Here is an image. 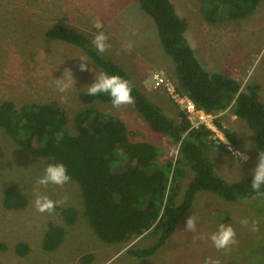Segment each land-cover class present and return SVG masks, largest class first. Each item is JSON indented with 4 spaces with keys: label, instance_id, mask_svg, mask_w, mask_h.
<instances>
[{
    "label": "rangeland",
    "instance_id": "obj_1",
    "mask_svg": "<svg viewBox=\"0 0 264 264\" xmlns=\"http://www.w3.org/2000/svg\"><path fill=\"white\" fill-rule=\"evenodd\" d=\"M171 1L186 20V38L203 65L236 79L242 89L250 83L258 84L259 99L264 102V0L245 17L216 22L202 16L200 0ZM55 23L82 32L93 47L94 35L104 32L111 47L103 54L120 64L136 87L165 115L180 120L183 112L179 106L164 88L153 86L154 71H162L175 85L177 79L156 26L138 0H0V101L11 100L16 107L24 103L56 104L66 116L68 131L77 133L74 117L87 105L79 93L87 91L101 70L79 47L46 36L47 29ZM129 41L133 43L131 50L125 46ZM80 59L89 63L87 70L79 69ZM65 69L71 70L75 83L63 76ZM58 78L69 84L63 93L57 90ZM91 105L121 120L132 140L154 144L159 150L157 163L164 159L175 161L178 143L153 131L132 105L114 108L111 102L100 101ZM214 113L216 120L233 134L234 146L248 157L240 159L208 140L206 152L216 173L228 181L253 175L259 151L251 130L229 108ZM49 164L50 159L32 156L0 126V264H204L206 258L219 264L264 261V198L254 195L228 201L207 191L198 192L166 243L153 255L135 257L126 249L149 246L155 235L147 232L123 243L102 242L88 223L81 190L74 180L63 186L39 187V194L53 201L67 197L58 207L75 208L74 222L67 223L58 212L36 211L35 182ZM190 176L188 170L181 180L179 197ZM9 187L26 197L24 208L3 206V195ZM194 214L198 217L196 231H186V220ZM245 218L250 221L248 226L240 223ZM252 220L258 222L256 232L250 230ZM221 223L235 229L238 243L217 250L209 237ZM50 224L61 226L64 235L55 249L45 250L42 240ZM19 243L26 245V253L17 252Z\"/></svg>",
    "mask_w": 264,
    "mask_h": 264
},
{
    "label": "trees",
    "instance_id": "obj_2",
    "mask_svg": "<svg viewBox=\"0 0 264 264\" xmlns=\"http://www.w3.org/2000/svg\"><path fill=\"white\" fill-rule=\"evenodd\" d=\"M200 1L202 16L216 22L245 17L260 0ZM138 3L152 18L161 47L174 63L177 88L207 112L229 108L249 127L257 150H264V102L259 99V85L250 83L242 89L236 79L205 67L186 38V20L171 0ZM46 36L79 47L101 71L129 80L135 99L132 106L137 113L153 131L178 143L174 162L164 159L157 163L159 150L154 144L132 140L121 120L91 105L96 101L111 102L107 93H79L87 105L74 117L76 134L68 131L66 116L56 104L24 103L16 107L11 100L0 101V126L7 134L32 156L66 166L71 180L79 184L88 223L102 242L123 243L151 232L155 235L151 245L126 249L135 257L150 256L166 243L198 192L207 191L228 201L256 195L250 186L252 175L228 181L216 173L206 152L210 144L208 129L190 128L183 114L178 121L165 115L136 87L120 64L90 45L85 34L55 23L47 29ZM225 133L235 142L229 130L225 129ZM188 170L191 176L179 197L181 180ZM26 205V197L17 190H5V208L22 209ZM55 212L62 214L69 224L77 216L73 207H57ZM63 235L61 226L50 224L43 236V248L55 249ZM16 249L19 254L27 252L23 243L17 244Z\"/></svg>",
    "mask_w": 264,
    "mask_h": 264
},
{
    "label": "clouds",
    "instance_id": "obj_3",
    "mask_svg": "<svg viewBox=\"0 0 264 264\" xmlns=\"http://www.w3.org/2000/svg\"><path fill=\"white\" fill-rule=\"evenodd\" d=\"M99 27V25H97ZM109 37L102 31L97 32L92 40V44L99 53H104L107 51L111 45L108 43ZM129 50L133 48V43L129 41L125 45ZM79 69L81 71L87 70V60L80 59ZM63 76H66L70 81H74L70 69H65ZM57 90L63 93L69 84L65 80L57 79ZM133 85L132 83L120 77L119 75H109L104 71H100L99 75H95L94 83L87 86V94L90 96H97L98 94L107 93L110 96L112 106L114 108H120L122 105H134L135 99L132 96ZM63 99V98H62ZM222 144L227 145L228 141L225 137H222ZM231 150V148H229ZM240 155V159L247 160L248 157L243 153L235 152L234 156ZM178 155V152H177ZM71 176L68 173L66 166L63 163L49 164L45 168L44 175L38 178L35 182L36 184V198L34 200V206L39 213H49L53 214L56 208L64 203L67 199L60 201H53L47 195L39 194V187H46L49 184H54L57 186H63L64 184L70 182ZM262 185H264V150H260L258 153V163L253 170L251 189L255 192L257 197L264 198V190H262ZM198 217L194 214L187 218L185 230L189 232H195L197 228ZM242 226H248L250 221L245 218L240 221ZM250 230L256 232L259 230V225L256 220L251 221ZM212 245L217 249H227L230 246L236 245L238 243L236 239V231L231 225L220 224L216 232L212 233L209 237ZM204 264H219V261H214L211 258H206Z\"/></svg>",
    "mask_w": 264,
    "mask_h": 264
},
{
    "label": "built area",
    "instance_id": "obj_4",
    "mask_svg": "<svg viewBox=\"0 0 264 264\" xmlns=\"http://www.w3.org/2000/svg\"><path fill=\"white\" fill-rule=\"evenodd\" d=\"M152 79L153 86L155 88H164L173 102L179 106L183 112V115L188 120L190 128H198L203 126L210 131L207 139L211 143L217 147L226 149L232 154L235 152H240L226 135V128L216 120V114L214 111L207 112L203 108L196 106L195 103L185 93L181 92L177 88V85L164 76L162 71H154L152 73ZM222 137H225L228 141L227 145L222 144ZM229 148H231V150H229ZM236 156L240 155L237 154Z\"/></svg>",
    "mask_w": 264,
    "mask_h": 264
},
{
    "label": "crops",
    "instance_id": "obj_5",
    "mask_svg": "<svg viewBox=\"0 0 264 264\" xmlns=\"http://www.w3.org/2000/svg\"><path fill=\"white\" fill-rule=\"evenodd\" d=\"M234 115V114H233ZM235 116V115H234ZM237 118V117H236ZM215 170V169H214ZM219 176H221V175H219ZM222 177V176H221ZM223 178V177H222ZM201 192V191H200Z\"/></svg>",
    "mask_w": 264,
    "mask_h": 264
}]
</instances>
